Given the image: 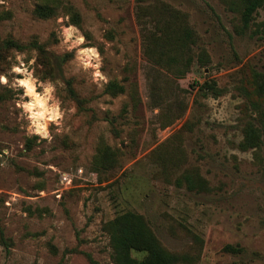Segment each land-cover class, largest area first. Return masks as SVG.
I'll return each instance as SVG.
<instances>
[{
    "label": "rangeland",
    "instance_id": "1",
    "mask_svg": "<svg viewBox=\"0 0 264 264\" xmlns=\"http://www.w3.org/2000/svg\"><path fill=\"white\" fill-rule=\"evenodd\" d=\"M36 2L2 0L0 35L26 43L36 36L52 52L70 53L63 71L84 109L59 78L40 79L35 52L10 54L0 83L12 90L0 101V264H114L104 225L126 211L143 215L190 264H264V144L240 146L244 126L264 119L256 91L264 10L245 28L239 0H62L80 14V28L60 7L36 17ZM157 2L186 15L208 56L204 66L194 54L183 78L143 56L137 9ZM20 80L43 102L47 137L36 131L39 109L25 108L34 95ZM110 80L125 91L105 93ZM100 146L111 157L96 165Z\"/></svg>",
    "mask_w": 264,
    "mask_h": 264
},
{
    "label": "trees",
    "instance_id": "2",
    "mask_svg": "<svg viewBox=\"0 0 264 264\" xmlns=\"http://www.w3.org/2000/svg\"><path fill=\"white\" fill-rule=\"evenodd\" d=\"M240 19L242 26L247 28L254 20V14L259 8L264 10V0H239ZM63 9L69 17L71 24L81 28V17L78 11L70 4L62 0H37L33 13L38 18H48L57 12V8ZM5 12H0V19L5 17ZM137 19L140 25L141 50L145 60L159 70H163L174 78H183L189 71L196 54L198 64L206 65L208 56L198 44V35L187 21L186 15L175 8L162 2L139 5ZM264 27V21L261 22ZM89 39V34L84 32ZM197 49V53L195 52ZM13 51H33L38 64L40 79H60L63 84L65 96L75 102L78 109H84V98L76 91L73 78L64 75L63 66L71 56L70 53L56 54L48 49L46 42H40L33 36L27 43L21 42L12 36L0 35V74L7 76L11 66L10 54ZM257 84V94L264 102V73ZM202 87L212 94L218 95L214 82H204ZM0 101L11 96V89H0ZM105 93L116 96L125 91V87L116 80L107 82ZM255 92V90H254ZM258 111L260 107L256 108ZM171 120L163 123V127L169 125ZM261 126H255L249 122L244 126L243 139L240 143L242 149L260 147L264 144V119L260 120ZM27 143V142H26ZM29 143V141H28ZM27 143V146L30 144ZM111 157L106 146L99 147L94 157L96 165L108 162ZM184 179L190 187L194 185V177L188 174ZM104 229L109 238L111 258L114 264H190L192 257L184 253H176L168 250L159 241L153 229L143 215L126 211L116 215L107 221ZM2 241L3 238H1ZM233 250L232 246H226ZM94 264H97L94 262Z\"/></svg>",
    "mask_w": 264,
    "mask_h": 264
},
{
    "label": "clouds",
    "instance_id": "3",
    "mask_svg": "<svg viewBox=\"0 0 264 264\" xmlns=\"http://www.w3.org/2000/svg\"><path fill=\"white\" fill-rule=\"evenodd\" d=\"M0 2H2V0H0ZM80 39H81V42H82V41H83V37H80ZM90 51H94V50H90ZM18 59H19V57H18ZM12 70H13L14 72H17V73H20V72L24 71V69L21 68V67H13ZM99 75H100V74L97 73V76H99ZM0 83H2V84H6V83H7V78H6L5 76L0 75ZM19 83H20L21 85H25V86H27V87H28V92H30V93H34V89H33L32 86L29 84L28 80H20ZM37 102L39 103V99L37 100ZM30 107H32L30 104H29V105H25V108H30ZM41 107H43V105H41ZM32 115H39V116L42 117V116L44 115V113H43V112H38V113H33ZM59 115H60V113L57 112V113L55 114V116H50L49 119H55V118L58 117ZM36 131H37L38 134H41V135H43V136H45V137L48 136V132H47L46 125H38L37 128H36Z\"/></svg>",
    "mask_w": 264,
    "mask_h": 264
},
{
    "label": "bare ground",
    "instance_id": "4",
    "mask_svg": "<svg viewBox=\"0 0 264 264\" xmlns=\"http://www.w3.org/2000/svg\"><path fill=\"white\" fill-rule=\"evenodd\" d=\"M32 86V85H31ZM26 88H27V90H28V87L26 86ZM32 88L34 89V87L32 86ZM33 95H34V97H33V102H32V107L34 106L35 108H38L39 110H38V112H43L44 113V115L41 117V116H39V115H34L35 117V121H37V125H44L40 120L41 119H46V116H45V108L44 107H41V105H43V102L40 100V97H39V95H37V93H35V91H34V93H32ZM39 99V103L37 102V100ZM37 112V113H38ZM34 113H36V112H34ZM50 117V116H49ZM49 117L47 118V119H49Z\"/></svg>",
    "mask_w": 264,
    "mask_h": 264
},
{
    "label": "built area",
    "instance_id": "5",
    "mask_svg": "<svg viewBox=\"0 0 264 264\" xmlns=\"http://www.w3.org/2000/svg\"><path fill=\"white\" fill-rule=\"evenodd\" d=\"M63 179H64V180H66V179H67V176H66V175H64V176H63Z\"/></svg>",
    "mask_w": 264,
    "mask_h": 264
}]
</instances>
